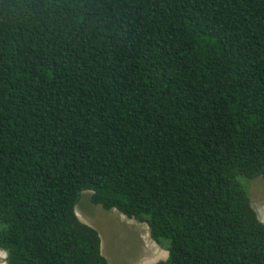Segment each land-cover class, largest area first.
Returning <instances> with one entry per match:
<instances>
[{"label":"trees","instance_id":"trees-1","mask_svg":"<svg viewBox=\"0 0 264 264\" xmlns=\"http://www.w3.org/2000/svg\"><path fill=\"white\" fill-rule=\"evenodd\" d=\"M264 0H0V250L109 264L83 192L157 264H264Z\"/></svg>","mask_w":264,"mask_h":264},{"label":"rangeland","instance_id":"rangeland-1","mask_svg":"<svg viewBox=\"0 0 264 264\" xmlns=\"http://www.w3.org/2000/svg\"><path fill=\"white\" fill-rule=\"evenodd\" d=\"M252 206L264 223V179L244 180ZM92 192H83L76 211L79 219L95 228L101 238L102 253L109 264H157L168 259V251L150 235L148 224L127 218L117 210L94 205ZM4 258V260H3ZM0 264L6 254L0 250Z\"/></svg>","mask_w":264,"mask_h":264},{"label":"bare ground","instance_id":"bare-ground-1","mask_svg":"<svg viewBox=\"0 0 264 264\" xmlns=\"http://www.w3.org/2000/svg\"><path fill=\"white\" fill-rule=\"evenodd\" d=\"M3 260H4V258H3Z\"/></svg>","mask_w":264,"mask_h":264}]
</instances>
